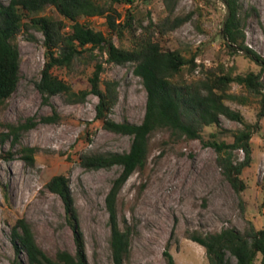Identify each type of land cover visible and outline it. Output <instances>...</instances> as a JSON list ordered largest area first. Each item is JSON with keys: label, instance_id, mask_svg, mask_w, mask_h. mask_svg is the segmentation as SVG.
<instances>
[{"label": "rangeland", "instance_id": "rangeland-1", "mask_svg": "<svg viewBox=\"0 0 264 264\" xmlns=\"http://www.w3.org/2000/svg\"><path fill=\"white\" fill-rule=\"evenodd\" d=\"M9 2L0 0L5 5ZM242 3L244 12L249 13L246 44L264 57V0ZM118 11L122 15L119 22L132 12L135 28L138 23L147 26L151 20L159 24L169 16L165 0H135L134 5L118 6ZM226 13L220 0H176L172 18L189 20L162 36L158 34L156 39L166 50L196 55L198 68L191 76L193 79L202 77V70L218 66L235 75L258 72L260 68L242 53L231 55L223 47L221 31ZM46 14L58 17L53 8H48ZM81 22L109 33L104 18H84ZM70 26L67 23V30ZM114 42L131 47L133 40L127 32L122 41L115 37ZM17 43L21 52L20 83L0 107V133L6 132L4 124H17L31 117L40 120L51 115L53 108L62 119L57 124L40 123L23 133L15 147L10 140L0 141V264H27L11 240L12 227L23 218L31 224L38 245L49 256L55 257L59 251L76 253L65 204L47 189L56 175L69 178L89 263L114 264L106 200L122 168L88 171L81 167L80 158L85 154L129 152L133 138L103 128V123L96 119L99 99L95 96L79 105L67 104L62 96L54 97L51 104L45 103L36 87L46 62L44 37L31 30L22 33ZM95 54L96 61H77L71 71L55 69L54 73L76 89H84L89 85L94 64L103 63L102 79L120 83L119 101L110 117L118 123L141 124L148 94L142 79L134 74L133 65L106 63V56ZM232 91L242 93L236 84ZM228 105L240 111L247 122H257L256 102L249 106L231 102ZM260 127L252 138V164L241 176L246 185L241 194L226 179L213 148L200 140L182 139L175 143L167 131L151 135L144 168L130 177L117 198L120 226H128L132 231L131 251L125 264H166L167 249L177 264H208L205 249L189 239L194 232L206 235L235 228L245 233L251 227L264 228V119ZM241 128V124L221 117L220 126L205 128L202 135L205 141L216 134L219 141L233 143V132ZM23 147L38 148L33 165L22 160ZM234 156L235 161L244 159L240 151ZM235 262L232 260V264Z\"/></svg>", "mask_w": 264, "mask_h": 264}, {"label": "trees", "instance_id": "trees-1", "mask_svg": "<svg viewBox=\"0 0 264 264\" xmlns=\"http://www.w3.org/2000/svg\"><path fill=\"white\" fill-rule=\"evenodd\" d=\"M227 13L221 31L223 47L231 55L242 53L255 63L260 70L245 75H235L223 66L202 70L203 76L193 79L196 72V55H186L180 50H166L156 36L173 31L189 20V17H175L176 0H165L169 16L161 23L151 20L147 26L138 23L133 26L132 12L124 21L118 11L120 5H134L135 0H10L0 3V107L4 106L17 90L21 77V52L17 43L22 33L31 30L44 37L46 62L42 78L36 84L43 101L51 104L56 96H62L69 105L84 104L90 96L99 99L96 119L103 123L107 131L133 138L129 152L108 154H85L80 165L88 171L122 168V174L114 181L107 197L110 214V246L114 264H125L131 251L132 231L127 226L122 229L117 213V198L120 190L130 177L144 168L149 155L150 137L157 131H167L175 143L182 139L200 140L218 154V162L233 189L241 194L246 185L241 179L245 169L252 164V138L260 130L264 119V57L246 44L245 25L249 13L244 12L242 0H220ZM53 8L58 17L46 14ZM104 18L109 33L94 29L84 18ZM67 23L70 28L67 30ZM141 30L140 34L137 31ZM129 32L131 47L117 46ZM106 56V63L124 66L132 64L134 74L142 79L147 91V107L141 124L118 123L110 117L119 101L120 83L103 80V63L96 62L88 87L76 89L72 84L54 73L55 69L71 71L77 61H96L95 53ZM236 84L242 93L232 91ZM249 106L259 105L257 122L246 121L243 114L228 103ZM221 117L239 123L241 129L233 132V143L219 141L217 135L205 141V128L220 126ZM58 110L40 120L28 118L17 124H4L6 132L0 133V141L10 140L13 147L20 143L23 133L40 123L57 124L61 121ZM243 152L244 159L235 161V152ZM36 147H23L21 158L29 165L35 163ZM12 157V154H9ZM47 189L58 195L65 204L67 219L75 237L77 251L72 254L59 251L55 257L49 256L37 243L31 224L26 219H18L12 227L11 240L18 255L25 256L27 264H90L85 250L83 233L79 227L78 211L65 175L54 176ZM127 224V221L125 220ZM206 251L208 264H264V228L251 227L245 233L228 228L219 233L200 234L194 232L189 238ZM166 264H177L167 249L164 253ZM20 264V263H16Z\"/></svg>", "mask_w": 264, "mask_h": 264}]
</instances>
